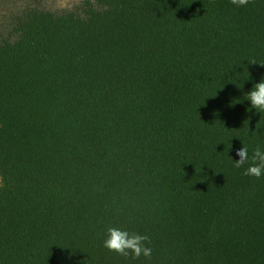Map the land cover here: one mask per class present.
Masks as SVG:
<instances>
[{"label":"trees","instance_id":"trees-1","mask_svg":"<svg viewBox=\"0 0 264 264\" xmlns=\"http://www.w3.org/2000/svg\"><path fill=\"white\" fill-rule=\"evenodd\" d=\"M46 1L0 27V264H264V0Z\"/></svg>","mask_w":264,"mask_h":264},{"label":"clouds","instance_id":"clouds-1","mask_svg":"<svg viewBox=\"0 0 264 264\" xmlns=\"http://www.w3.org/2000/svg\"><path fill=\"white\" fill-rule=\"evenodd\" d=\"M250 0H230V3L237 8L245 7ZM250 63H257L252 60ZM264 65V63H261ZM246 99L251 102V107L259 112H264V79L254 84L251 91L246 95ZM238 160L234 161V167L244 168L243 175L259 180L264 177V148L259 145L253 148L249 156L248 147L243 145L236 150ZM151 240L147 234L129 233L117 227H109L106 232V238L103 246L109 251L114 252L126 259L138 260L141 257L150 259L152 256Z\"/></svg>","mask_w":264,"mask_h":264},{"label":"rangeland","instance_id":"rangeland-1","mask_svg":"<svg viewBox=\"0 0 264 264\" xmlns=\"http://www.w3.org/2000/svg\"><path fill=\"white\" fill-rule=\"evenodd\" d=\"M77 0H47V7L58 9L68 4H72ZM27 6V0H0V27H7L11 22V17L14 12ZM2 186V178L0 176V188Z\"/></svg>","mask_w":264,"mask_h":264}]
</instances>
